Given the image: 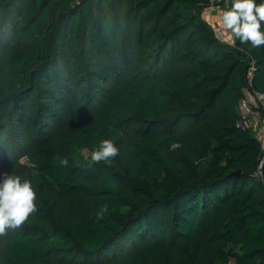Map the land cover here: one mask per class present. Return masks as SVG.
I'll use <instances>...</instances> for the list:
<instances>
[{
  "label": "trees",
  "instance_id": "trees-1",
  "mask_svg": "<svg viewBox=\"0 0 264 264\" xmlns=\"http://www.w3.org/2000/svg\"><path fill=\"white\" fill-rule=\"evenodd\" d=\"M204 4L0 0V173L38 209L0 264H264V149L235 127L264 46L218 43ZM103 139L111 167L82 155Z\"/></svg>",
  "mask_w": 264,
  "mask_h": 264
},
{
  "label": "clouds",
  "instance_id": "clouds-1",
  "mask_svg": "<svg viewBox=\"0 0 264 264\" xmlns=\"http://www.w3.org/2000/svg\"><path fill=\"white\" fill-rule=\"evenodd\" d=\"M219 28L241 44L253 48L264 46V0H231L230 6L219 16ZM2 147V146H0ZM120 155V149L112 139H103L91 150L94 164L111 167ZM67 164V161H62ZM37 192L31 180L13 173H0V238L9 231L20 229L37 212Z\"/></svg>",
  "mask_w": 264,
  "mask_h": 264
},
{
  "label": "built area",
  "instance_id": "built-area-1",
  "mask_svg": "<svg viewBox=\"0 0 264 264\" xmlns=\"http://www.w3.org/2000/svg\"><path fill=\"white\" fill-rule=\"evenodd\" d=\"M229 7V0H205L200 16L207 23L214 39L223 45L236 48L233 38L227 32L219 28V16L223 10ZM255 72V61H248L246 76L244 80V97L239 102V119L235 122V127L240 130H249L254 127L255 139L264 149V93L253 88V76ZM86 153V154H85ZM83 157L88 160L90 153L85 151ZM87 154L89 155L87 157ZM261 163L258 166V175L261 176Z\"/></svg>",
  "mask_w": 264,
  "mask_h": 264
},
{
  "label": "rangeland",
  "instance_id": "rangeland-1",
  "mask_svg": "<svg viewBox=\"0 0 264 264\" xmlns=\"http://www.w3.org/2000/svg\"><path fill=\"white\" fill-rule=\"evenodd\" d=\"M250 129H251V130H254V127H251ZM252 132H253V131H252ZM84 153H85V151L82 152V155H83ZM85 154H86V153H85ZM88 156H89V155L87 154V157H88ZM88 159H90V157H88ZM23 160H24V158H22V161H23Z\"/></svg>",
  "mask_w": 264,
  "mask_h": 264
},
{
  "label": "water",
  "instance_id": "water-1",
  "mask_svg": "<svg viewBox=\"0 0 264 264\" xmlns=\"http://www.w3.org/2000/svg\"><path fill=\"white\" fill-rule=\"evenodd\" d=\"M240 171L233 172V175H239Z\"/></svg>",
  "mask_w": 264,
  "mask_h": 264
}]
</instances>
